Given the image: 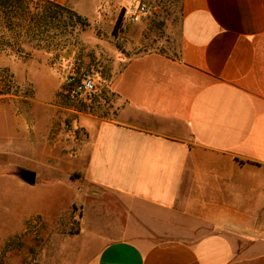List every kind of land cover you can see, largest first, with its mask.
I'll use <instances>...</instances> for the list:
<instances>
[{
    "label": "crops",
    "instance_id": "0c3cea01",
    "mask_svg": "<svg viewBox=\"0 0 264 264\" xmlns=\"http://www.w3.org/2000/svg\"><path fill=\"white\" fill-rule=\"evenodd\" d=\"M180 36L124 62L119 109L80 113L76 149L52 116L32 133L31 163L83 187L61 253L29 264H264V0H181Z\"/></svg>",
    "mask_w": 264,
    "mask_h": 264
},
{
    "label": "rangeland",
    "instance_id": "374dc122",
    "mask_svg": "<svg viewBox=\"0 0 264 264\" xmlns=\"http://www.w3.org/2000/svg\"><path fill=\"white\" fill-rule=\"evenodd\" d=\"M36 1L25 0L31 10ZM78 2L67 6L85 23L71 33L35 48L28 25L20 32L19 51L10 46L0 50V264H29L60 254L61 235L76 226L75 207L66 209V204L83 187L79 172L71 174V183L63 172L70 163L66 160L58 162L55 171L33 165L32 133L38 128L45 135L47 117L52 116L56 120L50 135L60 133L70 150L76 149L85 139V132L76 127L80 113L107 119L119 109L121 100L109 84L127 59L148 51L169 56L179 51L180 0ZM69 71L91 76L95 92L69 96L64 86ZM34 147L44 159L45 144ZM22 170H37L39 181L30 185L21 180Z\"/></svg>",
    "mask_w": 264,
    "mask_h": 264
},
{
    "label": "trees",
    "instance_id": "16d2710c",
    "mask_svg": "<svg viewBox=\"0 0 264 264\" xmlns=\"http://www.w3.org/2000/svg\"><path fill=\"white\" fill-rule=\"evenodd\" d=\"M30 10L25 0H0V50L10 46L19 51L20 32L28 25L33 30V47L41 48L46 40L71 33L75 25L85 23L79 13L55 0H37ZM45 32H49L47 37Z\"/></svg>",
    "mask_w": 264,
    "mask_h": 264
},
{
    "label": "built area",
    "instance_id": "2783aa9c",
    "mask_svg": "<svg viewBox=\"0 0 264 264\" xmlns=\"http://www.w3.org/2000/svg\"><path fill=\"white\" fill-rule=\"evenodd\" d=\"M65 92L71 96H90L95 91V82L89 75L69 71L64 78Z\"/></svg>",
    "mask_w": 264,
    "mask_h": 264
},
{
    "label": "water",
    "instance_id": "95a60500",
    "mask_svg": "<svg viewBox=\"0 0 264 264\" xmlns=\"http://www.w3.org/2000/svg\"><path fill=\"white\" fill-rule=\"evenodd\" d=\"M21 177L28 184H34L35 183V173L33 171H30V170H22L21 171Z\"/></svg>",
    "mask_w": 264,
    "mask_h": 264
}]
</instances>
